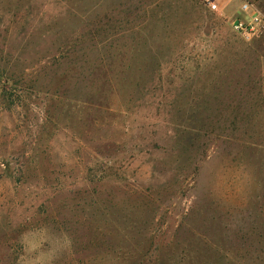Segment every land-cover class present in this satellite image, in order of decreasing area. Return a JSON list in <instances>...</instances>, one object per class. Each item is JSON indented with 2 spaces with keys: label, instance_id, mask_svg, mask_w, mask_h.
I'll use <instances>...</instances> for the list:
<instances>
[{
  "label": "rangeland",
  "instance_id": "1",
  "mask_svg": "<svg viewBox=\"0 0 264 264\" xmlns=\"http://www.w3.org/2000/svg\"><path fill=\"white\" fill-rule=\"evenodd\" d=\"M242 19L0 0V264H264V35Z\"/></svg>",
  "mask_w": 264,
  "mask_h": 264
},
{
  "label": "built area",
  "instance_id": "2",
  "mask_svg": "<svg viewBox=\"0 0 264 264\" xmlns=\"http://www.w3.org/2000/svg\"><path fill=\"white\" fill-rule=\"evenodd\" d=\"M210 10H216L218 0H198ZM255 0H240V12L243 19L238 21L237 29L245 37H251L257 34L264 35V18L255 8Z\"/></svg>",
  "mask_w": 264,
  "mask_h": 264
},
{
  "label": "water",
  "instance_id": "3",
  "mask_svg": "<svg viewBox=\"0 0 264 264\" xmlns=\"http://www.w3.org/2000/svg\"><path fill=\"white\" fill-rule=\"evenodd\" d=\"M238 24V22H235V25H237Z\"/></svg>",
  "mask_w": 264,
  "mask_h": 264
}]
</instances>
